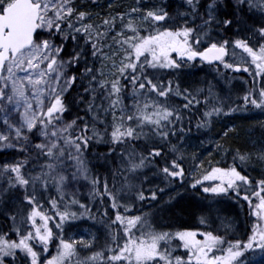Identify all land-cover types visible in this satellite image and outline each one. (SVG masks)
I'll return each mask as SVG.
<instances>
[{"label": "snow or ice", "instance_id": "snow-or-ice-1", "mask_svg": "<svg viewBox=\"0 0 264 264\" xmlns=\"http://www.w3.org/2000/svg\"><path fill=\"white\" fill-rule=\"evenodd\" d=\"M75 3L76 0H0V151L13 150V156L7 158L11 162L0 164V207L9 200L14 202L7 212L9 231L0 228V264H5L7 258L12 264H72L79 255L77 240L92 244L83 236L64 238L65 222L78 216L71 210L72 204L83 209L79 216L95 219L87 205L73 197L61 207L56 197H51L48 205L55 214L50 215L43 199L50 183L63 198L69 182L90 179L85 157L90 140L105 142L107 151L94 153L97 159L119 156L124 182L121 188L135 189L138 201H155L158 191H163L129 183L131 176L152 166L166 183L190 180L192 191L199 187L210 199L242 197L256 219L243 241H228L201 227L157 231L148 223L147 211L122 214L121 208L127 211L134 205L122 204L117 192L109 190L107 179L101 192L96 187L100 182L96 177L91 179L92 193L108 197L115 210L113 222L123 226L126 236L121 243L113 234L115 247L93 251L81 264H248L250 251L259 250L264 255V177L245 174L237 167V162L245 167L253 154L236 150L234 162L228 167L201 169L198 165L186 173L179 142L185 140L181 133L191 128L185 127L182 110L200 101L189 89L180 91L178 78L163 81L156 76L161 70L177 74L191 70L197 60L252 71L256 76L264 74V0H207L203 5L200 0H186L188 10L176 12L179 23L173 21L167 7L159 4L110 12L93 23L96 13L83 4L74 7ZM245 6L249 16H259L258 21L249 23L240 14ZM169 23L171 26H163ZM225 28L237 35L221 38ZM236 50L244 62H229L239 60ZM129 86L130 109L121 102ZM73 88L79 89L75 95L71 94ZM173 92L184 97L186 103L170 105L167 98ZM208 92L213 95L211 84ZM242 99L245 105L264 110V87L249 89ZM73 108L84 115L65 120ZM239 110L237 105L209 108L203 119H198V128L208 127L213 116ZM108 116L111 118L106 119ZM98 123L104 127L98 128ZM170 136L178 142L173 144ZM133 141H143L144 150H137ZM217 147L223 145L217 142ZM255 155L264 162V150ZM30 159H42L43 163L30 166ZM158 159L162 167L155 163ZM29 167L32 171H28ZM143 181L147 182V177ZM50 221H56L57 233ZM201 221L205 222V217ZM138 224L147 231L136 236L133 232ZM67 226L72 227L71 223ZM9 232L15 238H9ZM54 237L58 239L56 254L41 262V252L48 251ZM173 237L178 238V247L188 250L186 256L174 255L166 246Z\"/></svg>", "mask_w": 264, "mask_h": 264}, {"label": "trees", "instance_id": "trees-1", "mask_svg": "<svg viewBox=\"0 0 264 264\" xmlns=\"http://www.w3.org/2000/svg\"><path fill=\"white\" fill-rule=\"evenodd\" d=\"M89 2V6H87V10L96 13L93 21L99 20L100 14H107V10H115L117 13L122 11H127L128 8H133L134 5L131 3L123 2V0H110L114 3V6L109 8L106 5H103L102 2L104 0H87ZM109 1V0H107ZM137 1V0H136ZM225 2H229V0H225ZM207 3V0H200V4L203 5ZM76 6L83 4L82 0H76ZM159 4L162 7H167V10L172 14L173 21L179 23V17L176 15L177 11L184 12L187 11L186 0H139L140 8H151L155 7ZM84 5V4H83ZM203 7H201L200 11L203 12ZM99 13V14H98ZM245 16L249 23L259 20V16L256 13H253V17H249L246 6L245 10L240 13ZM92 21V22H93ZM199 23V20H197ZM165 27L171 26V23L163 25ZM224 36L221 38H227L229 35L235 36L237 33L230 32L228 29H223ZM214 35L216 33H213ZM230 53L232 49L230 48ZM236 56L239 60L230 59V63L235 62H244V57L241 56L239 50H236ZM219 68V71H217ZM249 68H253V65L249 64ZM149 75H153L152 72L148 73ZM156 76L159 77L160 80L167 81L169 78H178L180 80V91L184 89H189L192 91L196 100H199V104L190 105L188 109L182 110V115L184 116V124L186 128H191V131L187 133H181V135L185 136V140L182 142H187V145H179L184 150V164L185 171L188 172V169L191 168L192 158L196 157V152H198L199 147L193 146L195 143L197 144L199 138L204 135V132L209 128H213L214 125L222 123V121H231L234 124L222 140L225 141L224 147L226 149V154L221 156V158H217L218 160L214 163H210L211 165H217L220 167H228L231 163L234 162L233 158L236 155V150H239L241 153L248 152L252 153L253 157L249 160L245 167H241L239 162H237V167L240 168L241 171H244L245 174L255 175L258 178L264 177V162L256 157V153L264 150V110L256 108L252 105H245L242 99L244 92L249 89L255 87L257 90L261 87H264V74L259 76L254 75L252 71H245L243 69H229L223 68L218 64H209L207 62L200 63L199 60L195 62V68L191 70H185L180 72L179 74L161 70L156 73ZM127 84V81H124ZM209 84L212 85V93L213 95L209 96L208 88ZM199 90V92L197 91ZM79 91L78 88H73L71 90V94L75 95V93ZM131 87L127 89V92L121 97V102L126 108H131L132 99H131ZM207 96L208 99L205 101L202 97ZM152 97L155 99V94H152ZM142 99V97H138ZM167 102L170 105L174 106H182L186 103L184 97L179 96L173 92L168 98ZM99 103V101H98ZM222 104L224 106H232L237 105L240 107L239 111H234L231 113L224 112L218 116H213L211 122L208 127H199L197 125L198 119H203V113L209 108L218 106ZM83 106H81L82 108ZM71 116L75 115L73 112L70 113ZM127 114H130L127 113ZM68 115V114H66ZM119 115V113H117ZM108 116L106 119H110ZM191 121V124L188 121ZM78 123H80L78 121ZM98 128H103L104 125L102 123L97 124ZM249 130L252 133L254 130V138H256L255 143L253 145L249 143H245V141H241L239 139L240 132ZM253 134V133H252ZM91 135V133H89ZM253 136V135H252ZM251 136V137H252ZM171 142L177 141V139L169 137ZM105 142H96L90 140L89 150L85 153V157L89 163L90 168V179L87 181L91 185V179L99 177V184L96 186L99 190L103 191V182L105 179L108 181V187L110 191L117 192V198L121 201L122 204H133L134 207L125 211L123 208L120 209L122 214L124 215H137L142 212H149L148 223L151 227L157 231L160 230H179L181 228H195L201 227L206 231H214L219 235L225 236L226 240H246L248 238V234L251 232L252 224L255 222V217L252 216V213L249 211V206L247 202L242 197H237L235 199L231 197H220L216 198V200L208 198L207 194H204L199 187L196 188L195 191L190 189V180L185 182L176 183H166L164 177L157 172V169L149 166L146 170L141 171L135 176H131L129 178V183H134L137 185H141L144 188L158 187L163 189V191H158L157 199L155 201L152 200H143L138 201L134 198L135 189H127L121 188V185L124 183L121 179L122 173L119 171V156L110 155L106 159H97L94 153H104L107 151L104 146ZM132 144L139 151H143V141L141 143H137L133 141ZM174 144V143H173ZM193 146V147H192ZM196 148V149H192ZM118 151V150H117ZM6 153V152H1ZM24 155V154H23ZM22 155V156H23ZM195 155V156H194ZM172 158L171 156L168 157ZM2 159V158H1ZM4 159V158H3ZM7 162L4 159V163ZM156 164L163 166L161 160H156ZM210 168V167H209ZM37 171L39 169H36ZM32 171V170H31ZM143 177H147V182L143 181ZM84 179V178H81ZM86 180V179H85ZM115 180V186L113 181ZM92 188V185H91ZM119 190V191H117ZM65 195L63 198L60 197L57 189L54 185H51L48 190L44 193L43 199L45 201L44 208L48 209L50 215H54V211L49 208L48 200L51 197H56L57 202L63 206V204L72 200L75 197L76 200L82 201L85 200L82 204L88 206V211L91 213L92 217L89 216H79V213L83 211L77 204H72L71 210L75 211L78 216L76 220L65 222L64 227V238L67 239V232L69 227L68 223H71L73 226L77 223V220H85V221H94L103 226L106 230V237L108 240V245L106 248H100V250L107 249L108 246L115 247L112 243V235L114 234L117 238V242H121L126 234L123 233L122 225H119L118 222H113V218L115 215V210L112 209L110 200L105 195L103 197L97 196L94 193L90 192L89 194H85L86 188L79 191V194L71 195V193L67 192L64 189ZM174 195L175 199L170 200L169 196ZM235 196V194L233 193ZM161 197V198H160ZM255 200V198H254ZM13 201L9 200L0 207V228L3 231L8 232L9 227L11 225V220L7 218V212L13 206ZM195 203H197L201 208L196 207ZM153 206L155 208V216H151V209ZM159 208H163L165 210V214L160 217L157 216L156 210ZM168 209V214L166 213ZM178 210V215L174 214V211ZM220 210H224L233 219L232 221L235 223L232 228H222L219 227V222L217 219V214ZM201 217H205V222L201 221ZM251 217V219H250ZM157 222L161 223L162 226L158 227ZM56 221H50L49 225L52 227L53 232L57 233V229L55 227ZM142 231H147V228H142L139 224L136 226V230L133 232V235H140ZM9 238H15L9 232ZM202 238V237H200ZM58 239L54 237L53 242L50 243L49 249L47 252H41V262L45 259H48L50 256L55 255L57 252ZM179 241L177 237H173L172 241L166 245L174 255L186 256L188 250L178 247ZM162 246L163 242H162ZM227 245L225 244V247ZM40 251L39 248H37ZM77 253L79 254L77 257L73 258L72 264H81V261L84 260L85 257L90 256L91 253H83V251H79L76 248ZM99 251V250H97ZM248 264H264V255H261L259 250L255 252L250 251L248 256L246 257ZM5 264H12L10 258L5 259ZM92 264H102L100 261H93ZM116 264V262H113Z\"/></svg>", "mask_w": 264, "mask_h": 264}, {"label": "rangeland", "instance_id": "rangeland-1", "mask_svg": "<svg viewBox=\"0 0 264 264\" xmlns=\"http://www.w3.org/2000/svg\"><path fill=\"white\" fill-rule=\"evenodd\" d=\"M140 7L141 6L139 5V0H137L135 3V8H140ZM102 15H107V14H100V16ZM98 21L99 20H95L93 21V23H98ZM117 27H119V23H117ZM203 138L204 137L200 139L202 143L198 141V144L200 146H198L199 150L195 154L196 157L192 158V161L190 160L191 168L193 170H196L198 165L201 167V169L209 168L210 167L209 165H211L210 164L211 162L212 163L216 162L219 158H221V156H224L226 154V149L223 144H222L223 148L217 147V144L208 145L207 143L205 144L203 142L206 138L204 139ZM192 149H196V148H192ZM1 152H4V151H0V155H1ZM201 161L203 162L202 165L200 164ZM2 163H4V159L3 158L1 159V156H0V164ZM85 188H86V192L84 193L90 195V192H92L90 183L87 180L81 179V178H78L74 181L69 182L65 187L66 191L71 193V195L79 194L80 193L79 191ZM83 202H85V200L81 201V203ZM151 207H152L151 216H155V208L153 206ZM217 219L219 222V225H218L219 227L228 229V228L234 227L235 225L229 213H227L224 210L223 211L220 210V212L217 214ZM157 226L160 227L162 226V224L157 222ZM68 232H69L70 239H76L78 236H83L85 240L91 239L92 240L91 245L80 244V242L77 240V244L79 246L78 248H80L81 250H88L91 247L95 246L94 242L96 239H99L100 237H102L104 233V227L94 221L77 220V223L74 224L72 227H70L68 229Z\"/></svg>", "mask_w": 264, "mask_h": 264}, {"label": "bare ground", "instance_id": "bare-ground-1", "mask_svg": "<svg viewBox=\"0 0 264 264\" xmlns=\"http://www.w3.org/2000/svg\"><path fill=\"white\" fill-rule=\"evenodd\" d=\"M123 2H126V3H131V4H133L134 5V7H135V3H136V0H123ZM82 3L84 4V5H86V6H89V2L87 1V0H82ZM102 4L103 5H106V7H109V4H111L112 5V7L114 6V3L113 2H111L110 0L109 1H107V0H104L103 2H102ZM74 6L75 7H77L76 6V4H74ZM141 9V8H140ZM142 9H144V8H142ZM110 12H116L115 10H107V14H109ZM117 13V12H116ZM249 17H253L254 18V16L252 15V16H249ZM72 112L75 114V115H84V113L82 112V111H80V112H78L75 108H73L72 109ZM70 119H72V116H71V114H68V115H66L65 116V120H70ZM232 127H234V124L231 122V121H226V120H224V121H222V123H219V124H216V125H214V127L213 128H209V129H207V131L206 132H204V136H201V138L202 137H204V138H206L203 142L206 144H208V145H214V144H217V142H219L220 144H223L224 145V143H225V141L224 140H222V137H224L225 136V134L232 128ZM255 131V130H254ZM254 131L252 132V133H250L249 132V130H246V132L245 131H242V132H240V137H239V139L241 140V141H245V143H249V144H251V145H253L254 143H255V140H256V138H254ZM253 135V136H252ZM252 136V137H251ZM201 138H199V142H201ZM203 138V139H204ZM178 141H174L173 143L174 144H176ZM202 143V142H201ZM188 143L187 142H182V141H180L179 142V145H187ZM193 146H200L198 143L196 144H194ZM192 146V147H193ZM31 153H32V155L33 156H35L36 155V153L35 152H33L32 150H29ZM19 155H23V153H19ZM1 158H4V159H6V161L7 162H11L10 160H8L7 158H9V157H12L13 156V150H9V151H7L6 153H1ZM43 163V160L42 159H30V161H29V165L31 166V165H37V164H42ZM38 169V168H37ZM32 170V168L31 167H29L28 168V171H31ZM81 191V190H80ZM195 206L196 207H199V208H201L197 203H195ZM156 213H157V216H160V217H162L164 214H165V210L163 209V208H159V209H157L156 210ZM166 213L168 214V209H167V211H166ZM174 214L176 215H178V210L177 211H174ZM67 239H70L69 238V232H67ZM94 247H91L90 249H88V250H81L80 248H78L79 246H78V244H77V249L79 250V251H83V253H86V252H88V253H91V252H93V251H97V250H100V248H106V246L108 245V240H107V237H106V230H105V228H104V233H103V235H102V237H100L99 239H96L95 240V242H94Z\"/></svg>", "mask_w": 264, "mask_h": 264}, {"label": "water", "instance_id": "water-1", "mask_svg": "<svg viewBox=\"0 0 264 264\" xmlns=\"http://www.w3.org/2000/svg\"><path fill=\"white\" fill-rule=\"evenodd\" d=\"M213 63H215V62H213Z\"/></svg>", "mask_w": 264, "mask_h": 264}]
</instances>
